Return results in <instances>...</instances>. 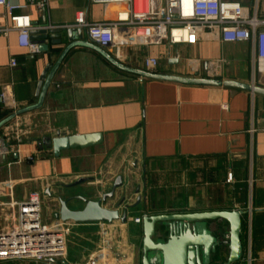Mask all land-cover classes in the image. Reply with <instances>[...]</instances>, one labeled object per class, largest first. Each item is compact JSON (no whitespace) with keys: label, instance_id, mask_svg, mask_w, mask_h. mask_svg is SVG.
Wrapping results in <instances>:
<instances>
[{"label":"crops","instance_id":"obj_1","mask_svg":"<svg viewBox=\"0 0 264 264\" xmlns=\"http://www.w3.org/2000/svg\"><path fill=\"white\" fill-rule=\"evenodd\" d=\"M242 1L250 4V0ZM118 9L114 1L98 0H48L44 9L31 4L28 13L35 29H75L73 40L61 30L62 42L57 44L48 35L44 39L48 50L35 54L21 47L16 30L0 32V93L12 92L21 108L38 102L42 72L48 64L59 63L42 106L20 114L29 120L31 134L23 138L18 151L0 150V231L12 224L6 221L12 211L5 204L22 201L31 191H40L46 205L47 200L59 196L97 199L112 190L119 175L125 185L129 156L133 164L129 171L140 169L142 180L136 186L139 192L134 191L135 200L138 195L142 199L129 210L126 224L115 222L108 227L120 264H141L137 242L142 235L135 218L144 212L222 209L247 210L242 229L244 254L239 264H264V95L141 76L117 67L84 44L73 45L64 53L70 42L80 41L78 28L71 26L77 11L83 10L90 21L98 22L114 19ZM9 25L0 5V28ZM82 39L88 40L84 31ZM107 51L122 64L144 70V59L157 57V74L241 82H250L252 74L253 82L250 41L132 45L124 47L118 58L113 50ZM11 58L17 61L14 67ZM255 81L264 87V78L255 76ZM5 114L0 103V122L9 116ZM7 123L0 127V139ZM57 132H102L104 139L98 145L64 150L55 156L38 141ZM80 177L90 179L71 186ZM217 224L210 222V227L221 233ZM98 226L81 223L74 230L97 234ZM98 246L83 243L80 253L69 261L85 264Z\"/></svg>","mask_w":264,"mask_h":264},{"label":"built area","instance_id":"obj_2","mask_svg":"<svg viewBox=\"0 0 264 264\" xmlns=\"http://www.w3.org/2000/svg\"><path fill=\"white\" fill-rule=\"evenodd\" d=\"M119 4L116 17L110 20L90 21L83 10L77 11L72 27L81 28L89 40L106 50L121 56L124 47L168 42L171 45L196 44L200 40L218 39L221 42L250 41L252 46L253 82L255 76L264 75V0H98ZM39 9L48 5V0H31V3H16L0 0L11 25L0 28V32L16 30L21 47L31 54L39 52V45L32 40V25L29 7ZM121 5V6H120ZM125 14V16H123ZM144 68L155 72L159 64L157 57H146ZM10 65H17L11 58ZM213 65V64H212ZM214 70V65L211 68ZM217 73V72H213ZM260 78V77H259ZM0 103L9 116L0 139L3 153L15 152L23 138L31 134L29 120L20 114L21 109L13 93L3 90ZM43 198L38 190L31 191L22 201L11 200L12 224L0 231V264H75L66 259L70 220L54 216L49 220L42 214ZM44 203V202H43ZM16 214L13 215V210ZM14 221V222H13ZM140 223L141 217L135 218ZM102 241L85 264H120L111 246L108 227L98 222Z\"/></svg>","mask_w":264,"mask_h":264},{"label":"water","instance_id":"obj_3","mask_svg":"<svg viewBox=\"0 0 264 264\" xmlns=\"http://www.w3.org/2000/svg\"><path fill=\"white\" fill-rule=\"evenodd\" d=\"M74 28H51V29H35L32 31V40L39 45V51L48 50V44L45 40L48 35L52 38L53 44L61 43L59 37L61 30L67 32L68 39L73 40L75 34ZM79 33L80 41L70 42L64 53L73 45L84 44L93 47L103 54L109 61L117 67L136 73L141 76L151 78H161L173 80L183 83L192 84H208L234 87L249 91L253 94H263L264 87L256 85L252 82H241L233 79L220 78H199V77H183L172 74H157L144 69L133 68L122 64L107 50L99 46L92 40H83V30L76 29ZM171 62L176 60H170ZM59 63L54 66L48 64L42 72L38 82L37 96L39 100L36 104L21 108L17 114H22L42 106L47 92ZM14 115L8 116L2 122L0 127L7 123ZM104 136L102 132L92 133H61L57 132L54 136H44L38 144L41 148H50L55 156H59L62 151L76 148H87L98 145L103 142ZM88 177H80L74 181L71 186L79 185L88 181ZM123 187L122 176H117L114 180L112 190L102 194L97 199H88L83 195H75L72 197L57 198L59 208L55 212V216L62 220H70L74 223H98L105 222L109 225L115 222L126 224L129 220V210L138 206L142 197L137 196L135 202L126 204L121 207V203L125 202L123 198L119 205L112 208L106 205L108 199L115 198L118 188ZM139 188L136 189V193ZM50 198H53L50 190H47ZM56 199V198H55ZM53 199V200H55ZM72 200H80L84 203L82 208L75 209L71 207ZM247 210L243 209H222V210H205L191 212H164L149 213L144 212L141 216V264H213L215 256L219 254L221 248L226 249V255L220 264H239L243 259L244 246L242 241L243 215ZM210 222L217 224V229L221 226V222L227 224V231L224 238H221L218 232L210 227ZM220 222V224H219ZM168 234L167 239L159 238L158 233ZM64 264H69L64 261Z\"/></svg>","mask_w":264,"mask_h":264},{"label":"rangeland","instance_id":"obj_4","mask_svg":"<svg viewBox=\"0 0 264 264\" xmlns=\"http://www.w3.org/2000/svg\"><path fill=\"white\" fill-rule=\"evenodd\" d=\"M258 76L264 78V75H258ZM249 80H250V82H252V74L249 77ZM252 83H254V82H252ZM256 83H254V84H256ZM123 155H124V153H123ZM126 158L127 159H126L125 164L127 167V171L129 172V173H127L128 175L126 176L128 183L126 182L125 185H123V187L117 189L116 196H115L114 200H112L111 202H108L106 204L108 207L109 206H113V207L118 206L120 201L123 198H125V202L121 203L120 206L122 208L125 207L126 204L135 202V192L134 191L136 189L138 182L140 184H142V180L140 177V169L135 170L134 173H131L129 171V169L132 170V165H133L132 159H130L131 157H129V156ZM132 180H133V182H132ZM47 201H48V203L46 202V205L42 202V205H41L42 211L41 212L43 215L45 212H47L48 218L51 221L54 219L55 212L59 208V202L57 201V198L55 200H50V201L47 200ZM83 205H84V203L80 200L71 201V207L72 208L79 209V208H82ZM74 226L75 225L69 226V234L67 235V255H66L67 260L72 259L73 255H77L78 253H80L79 249H81V246L83 243L87 246L95 247L98 244L100 245V243L102 241V235L100 233V227L99 226H98L97 234H95L94 232H91V233L86 232L85 234H80L76 230H74V228H75ZM216 227H217V225H216ZM224 227H225V229H224ZM224 227L220 226L219 229H217L221 232V233H218L219 235H221V237L225 236V233H226L225 231L227 229V226L224 225ZM158 235H162V232L158 233ZM139 239H138L137 244L139 243L138 245H139V249H140V243L141 242ZM225 255H226V249L223 248L220 250L218 256L215 257L214 264H220L223 261Z\"/></svg>","mask_w":264,"mask_h":264},{"label":"flooded vegetation","instance_id":"obj_5","mask_svg":"<svg viewBox=\"0 0 264 264\" xmlns=\"http://www.w3.org/2000/svg\"><path fill=\"white\" fill-rule=\"evenodd\" d=\"M223 231H224V230H223ZM167 236H168V234H165V235H163V234H162V235H158L159 238H164V239H167ZM220 237H221V235H220ZM221 238H224V236L221 237ZM221 249H223V248H221ZM221 249H220V250H221ZM216 256H217V255H216ZM216 256H215V257H216ZM213 264H214V263H213Z\"/></svg>","mask_w":264,"mask_h":264},{"label":"trees","instance_id":"obj_6","mask_svg":"<svg viewBox=\"0 0 264 264\" xmlns=\"http://www.w3.org/2000/svg\"><path fill=\"white\" fill-rule=\"evenodd\" d=\"M6 114H8V112H6ZM6 114H5V115H6ZM6 264H12V263H6Z\"/></svg>","mask_w":264,"mask_h":264},{"label":"bare ground","instance_id":"obj_7","mask_svg":"<svg viewBox=\"0 0 264 264\" xmlns=\"http://www.w3.org/2000/svg\"><path fill=\"white\" fill-rule=\"evenodd\" d=\"M123 16H125V14H123Z\"/></svg>","mask_w":264,"mask_h":264}]
</instances>
